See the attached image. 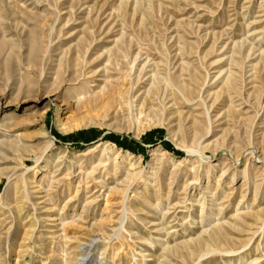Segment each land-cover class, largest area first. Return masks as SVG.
Returning a JSON list of instances; mask_svg holds the SVG:
<instances>
[{
  "label": "rangeland",
  "instance_id": "374dc122",
  "mask_svg": "<svg viewBox=\"0 0 264 264\" xmlns=\"http://www.w3.org/2000/svg\"><path fill=\"white\" fill-rule=\"evenodd\" d=\"M0 264H264V0H0Z\"/></svg>",
  "mask_w": 264,
  "mask_h": 264
}]
</instances>
